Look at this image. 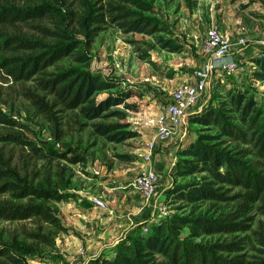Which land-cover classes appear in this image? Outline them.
I'll list each match as a JSON object with an SVG mask.
<instances>
[{"label":"trees","instance_id":"16d2710c","mask_svg":"<svg viewBox=\"0 0 264 264\" xmlns=\"http://www.w3.org/2000/svg\"><path fill=\"white\" fill-rule=\"evenodd\" d=\"M155 2L0 0V103L11 110L0 107V222L22 224L21 234L0 227V264H31L28 255L46 257L56 247L57 235L66 227L50 203L65 198L72 183L62 162L85 160L71 145L53 147L49 140L29 137L31 127L14 116L15 102H29L58 141L66 117L84 127L88 123L83 119L123 115L115 108L130 95L120 89L110 92L118 89L120 80L62 63L69 57L85 62L88 55L76 51L88 49L109 26L142 34L161 32ZM159 42L168 50H182L172 38L161 37ZM257 55L255 76L264 80V50ZM104 92L107 95L98 99ZM193 121L201 128L179 149L167 205L236 201L237 209L220 216L175 211L157 221L148 219L119 241L114 257L84 264H264V257L242 252V239L202 240L248 230L254 204L262 202L264 208V108L248 89L232 87ZM93 127L115 141L135 134L117 122H95ZM192 175L198 177L177 180ZM27 221L34 225L26 227ZM148 223L151 232L141 234V225ZM186 227L189 233L181 237ZM259 243L264 245V238Z\"/></svg>","mask_w":264,"mask_h":264},{"label":"rangeland","instance_id":"374dc122","mask_svg":"<svg viewBox=\"0 0 264 264\" xmlns=\"http://www.w3.org/2000/svg\"><path fill=\"white\" fill-rule=\"evenodd\" d=\"M154 9L161 21L163 28L161 32L142 34L125 32L119 27L109 26L100 32L88 49L76 51L77 54L88 55L85 62L69 57L62 63L65 66L89 68L94 72L120 80L118 89H111L110 92L114 93L120 89L130 95L125 100V104L130 106L122 104L115 108L122 111L123 115L100 118L95 121L83 119V122L88 123L84 127H80L66 117V122L62 125L64 134L62 140L58 141L51 131V125L36 115L34 107L29 102L22 98L15 102L14 116L31 127V130L26 132L29 137L35 140H49L53 147L71 145L85 155V160L82 162L75 164L62 162L66 169H69L68 173L72 174V183L66 190L65 198L52 201L50 204L55 207L66 230L58 233L56 247L46 257L28 255L27 258L31 264H80L89 252L93 251L96 254L97 249L109 247L110 242L104 237L103 232L111 227L114 218H111L112 220L108 223V217L115 212L118 216L122 215L128 201L132 199H137L140 203L142 201L141 212L148 213L150 210L147 211L146 208L152 207L153 218L159 212L161 215L158 216L159 219L162 217L161 207H166L168 214L185 211L192 212L194 215L218 216L237 209L236 201L177 202L168 206L166 201L172 180L160 187L164 181L162 179L158 190L161 193L168 187L164 191L167 192V196L162 204L158 201L157 206L154 207L152 204L154 196L150 201H146L131 183L145 169L158 173L154 169L153 159L155 155L162 153L160 143L151 152L149 160H145L144 157L149 153L148 142L155 133L154 128L146 124V120L160 111V109L155 111L153 102L165 104L172 90L190 79L191 70L187 65L185 50L191 51L190 55H196L195 43L204 41L212 25L221 26L223 31L233 30L235 36L237 33H246L250 38H254L259 29L264 27V0H156ZM161 37L172 38L175 44L182 45V50L174 52L164 48L159 42ZM185 45H188L187 48ZM257 57H260L257 53L246 52V61L241 68L233 71H218L213 78L214 81L211 80L209 83V89L207 88L209 103L217 104L228 89L237 87L243 90L248 89L254 94L258 105L264 108V80L255 76L258 68L254 59ZM6 84L4 83V88ZM151 89H154L156 94L149 93ZM106 95L107 93L104 92L97 98L101 99ZM209 103L194 112L188 111L182 132L179 134L182 138H188L185 145H188L189 139L193 140L197 137L201 125L195 123L193 119ZM0 107L8 113L11 112L2 103ZM23 107L28 109V113L22 109ZM95 122L122 123L127 127H124L125 129L135 134L121 141L110 140L95 132L93 127ZM174 153L177 155L176 163L172 164V168H167V176L170 178L174 175V169L180 158L179 150ZM197 177V175L178 176L177 180L191 181ZM170 197L172 199V196ZM96 198L103 199L107 208H97ZM183 203H187L184 209H175ZM262 204L257 202L251 209L248 230L232 235L204 236L202 240L242 239L246 243L243 244L242 252H246L249 257L250 255L264 257V245L259 243V240L264 238ZM23 224L26 227L34 225L30 221ZM21 225L15 222H0V227L20 234ZM187 233L189 229L186 227L181 231V237H185ZM97 257L102 258V253ZM250 259L259 258L251 257Z\"/></svg>","mask_w":264,"mask_h":264},{"label":"built area","instance_id":"2783aa9c","mask_svg":"<svg viewBox=\"0 0 264 264\" xmlns=\"http://www.w3.org/2000/svg\"><path fill=\"white\" fill-rule=\"evenodd\" d=\"M252 45L257 48L256 53L264 50V28L256 39H249L245 35H238L234 40L222 33L218 25H212L205 37V46L209 54L208 61L195 70L196 81L179 84L171 93L169 100L160 106V111L153 117H148L146 124L154 128L155 133L148 142L149 153L144 157L150 159L151 152L160 142L172 138L176 127L185 123L189 109L198 102L201 93L207 90L210 76L214 71H233L242 67L246 61L247 49ZM156 94L154 89L149 91ZM160 175L151 169H145L135 177L131 183L133 188L141 193L146 201H150L157 192ZM96 207L106 209L107 204L101 198L95 199ZM162 217L168 215L166 207H161ZM151 232L150 224L140 228L141 234Z\"/></svg>","mask_w":264,"mask_h":264},{"label":"crops","instance_id":"0c3cea01","mask_svg":"<svg viewBox=\"0 0 264 264\" xmlns=\"http://www.w3.org/2000/svg\"><path fill=\"white\" fill-rule=\"evenodd\" d=\"M219 27L221 30V26H219ZM263 28L264 27L259 29L258 34L254 38H250L249 36L246 35V33H237V35L235 36L233 30H230V31L229 30H224V31L221 30V31L224 35L231 37L232 40H234L238 35H245L249 39H256L259 37L261 30ZM185 46L187 48L188 45H185ZM190 48H192V47H190ZM194 50L196 52V55H190V54H192V52L188 51L187 49L184 52V54H186V56H187V65L189 66V68L191 70V73H190L191 77H189L190 79L188 81H185V82H189V83H193L196 81V78L194 75L195 70L201 68L209 59V54H208V52L206 50V46H205V39L201 43L200 42H198L197 44L195 43ZM256 51H257V48L255 46L252 47V45L247 49L248 54H249V52H250V54L252 52L256 53ZM217 72L218 71H214L211 74L210 83H211V80L214 81L213 78L217 75ZM208 94H209V90H205L203 93H201L200 94L201 96L198 97L197 104L191 110H189V112H191V111L194 112V111L206 106V104L209 103ZM152 105L153 106L155 105V111H157L158 109H160L159 107L162 104L160 105V102L155 101V102H153ZM183 126L184 125L176 127V129L174 131L175 135L173 134L174 136L169 141L160 142V150L164 156L162 155V153H159V154L155 155V157L153 159L154 169L159 173L160 178L162 180H164L163 183L160 185V187L168 184V182L170 180H172V177L170 178L169 176H167V173H168L167 168H172V164L176 163L177 155L174 152L177 153V151L180 148H184L186 146L185 144L187 143L188 138H182L179 135L182 132ZM190 141H192V139L191 140L189 139V142ZM164 191L160 193V191L158 190V192L155 193L154 198L152 200V204L154 207L157 206L156 204H158L157 203L158 201L160 202V204H162V202L166 199L167 192H164ZM141 203H142V201H141ZM141 203L139 201H137V199L129 200L128 204L125 206L124 211H122V213H121L122 215L118 216L117 212H115L113 215L109 216L108 217V219H109L108 223H110V221L112 220L111 218H114V221L110 225L111 227L106 228L103 232L104 237L110 242L109 247H105V248L103 247L101 249H97L96 254H94L93 251L89 252L87 254V257L84 256V259L80 261L81 262L80 264H84L88 259L96 258L98 256V254H100V253H102L103 257H109V258L114 257L116 252L118 251L117 245H118L120 240H122L126 236L130 235L131 232L138 225L142 224L146 220L150 219V220L156 221L159 219L158 216H161L159 214V212H158V214L156 213V216L153 218L154 210L150 206H149V208H146L147 211L150 210L148 213L145 211L141 212L140 211V209L142 208V205L140 207Z\"/></svg>","mask_w":264,"mask_h":264}]
</instances>
